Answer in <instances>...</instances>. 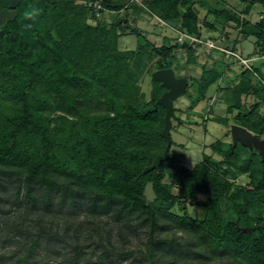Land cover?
I'll return each mask as SVG.
<instances>
[{"label":"trees","instance_id":"obj_1","mask_svg":"<svg viewBox=\"0 0 264 264\" xmlns=\"http://www.w3.org/2000/svg\"><path fill=\"white\" fill-rule=\"evenodd\" d=\"M70 1L21 0L18 15L0 22V241L3 248L17 245L8 258L0 255V264H95L87 243L97 259L110 255L112 236L105 227L110 219L148 227L145 252L153 264H169L157 257L169 247L187 249V264H264V160L257 149L218 139L209 145L218 163L203 153L188 167L171 152L172 141L170 157L144 171L166 148L161 136L166 109H154L166 88L155 81L150 99L135 102L129 60L148 47L161 58L158 69L173 68L175 50L183 49L186 63L197 64L202 44L197 5L204 0L134 5L88 0L80 14L87 7L95 15L126 12L118 21L97 26L69 16ZM9 2L0 0V11ZM243 2L241 11L209 7L203 20L215 31L234 24L236 37L226 45L232 53L240 41L254 37L255 59L231 78V64L204 63L196 88L205 98L213 86L227 102L232 117L215 116L214 121L230 127L233 120L263 138L264 0ZM145 4L156 18L197 40L157 46L145 37L137 50L119 49L122 33L141 35L136 21L147 14ZM29 6L42 14L22 32V13ZM256 6L262 13L254 21L248 15ZM243 96L253 97V103L247 105ZM242 175L248 183L235 181ZM148 185L152 201L146 196ZM201 195L206 198L196 204L203 216H192L187 201ZM52 215L58 219L48 221ZM163 231L170 234L162 236ZM177 231L193 239L184 240ZM43 249L54 260L38 259ZM131 254L119 253L122 258Z\"/></svg>","mask_w":264,"mask_h":264},{"label":"rangeland","instance_id":"obj_2","mask_svg":"<svg viewBox=\"0 0 264 264\" xmlns=\"http://www.w3.org/2000/svg\"><path fill=\"white\" fill-rule=\"evenodd\" d=\"M88 0H72L67 5L70 8L71 14L69 16L75 17L77 20L85 21L86 24L91 26H97L100 23L109 24L112 21H118L125 16V11L117 14L115 12L107 11L102 15L96 13L90 7H87L82 14L79 13L80 9L87 3ZM134 4L144 3L143 0H122ZM146 5V4H145ZM100 6L99 4L97 5ZM228 6L236 11H241L245 6L243 0H222L217 2V0H204V3H199L197 9L201 16V27H202V44L198 47V63L197 64H187V54L183 49H177L174 53V62L172 67L175 70L177 76L186 77L188 79L187 92L179 96L175 101V114L176 119L172 121L171 128V138L174 141L172 145V153L181 155L183 158V163L188 167H193L197 162L203 159V153L211 154L212 151L209 147L210 144L218 139H223L232 142L230 127L234 124L233 120L230 122V127L213 120L212 117H232V115L227 112V102L222 97V93L217 91L215 87H210L205 98H201L197 93V81L195 78L201 76V68L204 63L208 65H213L219 61H223L221 64L229 63L233 67L228 70V77H234L240 71V69L245 65L240 61V57L243 59H253L254 51V37H248L240 41L235 46V53L227 50L226 45H232L231 41L236 37L237 31L234 24L225 28L224 31L221 30H211L205 25L203 17H206L209 7H224ZM95 7V6H94ZM68 8V9H69ZM147 14H142L137 18L136 25L141 32L140 36H136L130 33H122L119 37V49L127 50H137L138 46L145 44L143 38H147L151 43L160 46L163 44H173L180 42L182 36L181 30H178L174 25L167 24L156 18L154 13H151L148 6H144ZM262 9L260 6H256L255 12L252 11L248 17L251 20H257L261 17ZM94 14V15H93ZM211 21H215L211 18ZM185 34V33H184ZM230 38V40H228ZM224 51L226 53L224 54ZM238 53V54H237ZM234 55V56H233ZM140 60V61H139ZM161 60L155 54L150 52V48L146 47L143 54L138 59H130L129 65H131V70L134 75L132 80V85L137 89V99L135 102L145 104L151 97V92L154 88L152 79V73L158 70L159 61ZM239 60L240 62H237ZM138 63L141 62L140 68H137ZM252 62H248L249 64ZM227 65V64H226ZM157 82V81H156ZM225 84V83H224ZM160 85V83H159ZM226 85V84H225ZM243 99L245 97L243 96ZM247 105L253 103V97L245 99ZM262 114H264V106L260 108ZM208 118V119H207ZM264 138V135L262 136ZM211 160L214 163L219 162V156L215 153L211 154ZM170 174L172 172L170 171ZM236 182L246 184L249 182L247 175L238 176L235 178ZM167 182H171V178L167 179ZM174 191L178 192L177 186L174 187ZM146 196L149 201L154 199V193L151 186L148 185L146 189ZM206 197L204 195L198 196L197 198H192L187 201L188 212L190 215L195 217H202L204 209L202 206L197 205L198 201H203ZM60 217V215H58ZM54 220L57 217L49 216L48 221ZM58 219V218H57ZM80 216V220H82ZM106 229L110 232L112 236V244L108 246L110 251L109 256H103L102 260L97 259V255H91L94 246L87 243L90 247L87 249L89 251L88 256H92V260L95 264H153V261L146 257V246L145 241L147 240V226L138 225L137 221L133 222L132 226H124L112 219L107 220ZM167 231H163L162 236L169 235ZM179 236L183 239H193L190 235L177 231ZM184 239V240H185ZM17 245H7L3 248V244L0 241V255L3 258H8L10 252L16 248ZM144 249L141 252L140 249ZM185 248V247H184ZM169 251L164 254L162 252L158 253L157 257L160 260H169V264H187V257L190 255L187 249H183L182 252L177 251L176 247H169ZM62 251V250H61ZM172 251H176L175 254ZM40 255L37 256L38 259L42 260L43 255H46V260H54L50 258L49 253L46 254L45 250H39ZM64 253V251H62ZM131 252L132 254L125 258H122L119 253L127 254ZM145 254V256H143ZM49 257H48V256ZM212 263L217 262V260L211 261ZM83 264V262H81ZM155 264H158L155 262Z\"/></svg>","mask_w":264,"mask_h":264},{"label":"water","instance_id":"obj_3","mask_svg":"<svg viewBox=\"0 0 264 264\" xmlns=\"http://www.w3.org/2000/svg\"><path fill=\"white\" fill-rule=\"evenodd\" d=\"M21 0H10L9 7L0 11V22L3 23L14 19L18 15L17 6ZM152 79L160 83L161 87L166 88L164 93L157 99L154 109L158 106H163L166 109L165 123L161 131V136L167 141L166 148L163 154H158L152 165L148 166L144 171H149L158 168L162 161L170 157L169 151L172 145L171 128L172 121L176 119L174 101L187 92L188 79L186 77L177 76L173 68H163L155 70L152 73ZM231 138L233 145L238 142L250 150L257 149L264 160V139L254 134L246 127L239 124H232L230 127Z\"/></svg>","mask_w":264,"mask_h":264},{"label":"clouds","instance_id":"obj_4","mask_svg":"<svg viewBox=\"0 0 264 264\" xmlns=\"http://www.w3.org/2000/svg\"><path fill=\"white\" fill-rule=\"evenodd\" d=\"M41 14L42 9L36 6H29L28 9L22 13V19L25 21L22 25V32L31 30Z\"/></svg>","mask_w":264,"mask_h":264},{"label":"built area","instance_id":"obj_5","mask_svg":"<svg viewBox=\"0 0 264 264\" xmlns=\"http://www.w3.org/2000/svg\"><path fill=\"white\" fill-rule=\"evenodd\" d=\"M100 5V3L97 1L96 3H95V7L97 8V9H99L100 8V6L98 7L97 5ZM184 40H190L191 42H193V41H196L197 39L195 38V37H192V36H190V35H187V34H184V33H182V36H181V38H180V41H184ZM255 58H253V59H243L242 57H240V61H242L245 65H249V63L248 62H250V60H254Z\"/></svg>","mask_w":264,"mask_h":264},{"label":"crops","instance_id":"obj_6","mask_svg":"<svg viewBox=\"0 0 264 264\" xmlns=\"http://www.w3.org/2000/svg\"><path fill=\"white\" fill-rule=\"evenodd\" d=\"M238 54V53H237ZM240 62V61H239ZM232 65V64H231ZM232 67H233V65H232Z\"/></svg>","mask_w":264,"mask_h":264}]
</instances>
